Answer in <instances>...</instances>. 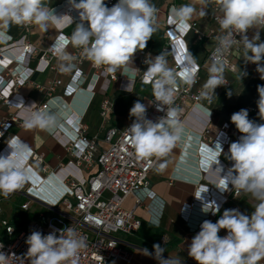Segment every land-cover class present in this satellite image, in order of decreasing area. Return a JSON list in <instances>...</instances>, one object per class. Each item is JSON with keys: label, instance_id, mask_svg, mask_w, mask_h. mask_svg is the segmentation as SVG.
Returning a JSON list of instances; mask_svg holds the SVG:
<instances>
[{"label": "clouds", "instance_id": "9594fccd", "mask_svg": "<svg viewBox=\"0 0 264 264\" xmlns=\"http://www.w3.org/2000/svg\"><path fill=\"white\" fill-rule=\"evenodd\" d=\"M201 5L198 15H207V8L213 0H198ZM220 13L215 17L221 35L217 37L218 46L214 50L213 63L209 68V77L203 85L200 95L211 100L215 89L223 85V53L234 44L240 43L244 48V59L257 64V71L264 79V42L259 32L252 39L246 33L251 28H264V0H214ZM68 4L79 13L80 22L70 37L58 35L51 47L61 61L72 59L66 51L70 43L73 48L83 50L86 58L96 67H105L109 73L123 70L127 72L135 53L144 50L147 42L157 30V9L151 0H118L111 8L105 0H68ZM174 17L182 27H188V21L197 14V8L183 5L173 9ZM84 22H87L86 24ZM73 18L70 15L57 16L54 10L45 4V0H0V26L9 24H34L46 32L49 26L59 30L60 26H70ZM236 35L242 38L237 40ZM183 47V45H181ZM188 62L194 63L189 55ZM149 64L145 72V82H153V96L159 102L158 111L166 115L153 122L146 118V107L137 101L130 109V115L136 119L126 129L128 143L137 159L153 164L162 161L176 147L180 139V109L174 105V93L177 86L176 73L167 66L163 54ZM64 67V65H61ZM185 83H193L191 76L186 75ZM258 108L261 119H264V86H258ZM231 95V93H229ZM248 111L241 109L232 114L231 122L242 134L240 139L230 144L229 159L233 162L229 170V179L236 191L250 195L254 204L251 215L241 213L238 209H226L215 223L204 220L201 230L192 238L188 246V255L197 264H260L264 261V123L257 124L248 118ZM57 117L44 111L25 112L23 126L26 129H48L55 127ZM12 149L6 156H0V194L7 197L20 189L31 178L30 170L22 163L25 151L18 139L9 143ZM222 148L213 151L210 159L218 163ZM166 164L159 162L156 171L162 172ZM221 168H217L219 174ZM228 180L222 178L221 184ZM205 212L213 215L219 212L215 202L204 205ZM158 219L153 223L158 224ZM221 229L227 235H218ZM59 231V235H57ZM28 250L26 257L30 264H78L80 251L87 247L84 236L73 227L54 230L47 235L33 231L26 239ZM3 244H0V249ZM166 249L160 244H153L152 250L143 248L145 256L156 260L158 264H183L182 258L176 255L165 257ZM14 254L7 255L0 251V264H13ZM19 264H24L23 258Z\"/></svg>", "mask_w": 264, "mask_h": 264}, {"label": "built area", "instance_id": "2783aa9c", "mask_svg": "<svg viewBox=\"0 0 264 264\" xmlns=\"http://www.w3.org/2000/svg\"><path fill=\"white\" fill-rule=\"evenodd\" d=\"M117 3L118 0H105V4L109 8ZM53 10L57 16L67 14L73 18V23L70 26H60L58 30L59 35L64 34L66 37H70L76 24L80 22L78 11L68 4V0H64ZM214 11V20L217 22L215 17L220 13L216 4ZM187 23L188 27L180 28L181 25L177 20L169 22L165 31L167 50L171 52L176 63L174 72L177 76V86L173 106L181 110L179 113L180 122L187 106L196 108L203 102L206 106H210L212 98L219 90L231 86L232 81L229 75L237 72L234 55L243 47L242 44L236 43L223 53V85L215 89L214 93L211 94V100H209L200 95L203 91V85L209 77V69L199 64L195 57L189 53L188 42L186 41V36L190 32L195 34L198 42L204 41L207 35L201 31L198 22ZM32 26L33 24L24 25L25 33L19 38H14L0 30V96L5 98L7 103L18 108L46 112L51 107V101L55 99L52 93L59 85L58 80L50 83L47 93L49 99L40 105L17 94V88L30 81L31 76L36 71H45L49 68L50 60L53 57H58L50 48L40 58V61L45 64L43 67H30L33 55L39 52L38 47L29 40L27 35ZM218 36L216 34V38ZM235 38L240 40L242 37L236 35ZM217 46L218 40L208 55V60L211 63H213V54ZM138 54L143 63L147 64L145 68L134 70L130 74L119 70L109 73L105 67L94 66L86 58L82 49L74 48L72 59L67 61V67L74 73L68 82L66 95L72 96L77 93L88 92L90 95L89 103H91L99 91L104 92L105 96L101 102L99 115L103 122H108L115 107L114 100L108 95L113 82L120 81L121 90L126 92H132L137 83L153 87V82L146 83L144 79L145 72L149 67V64L145 62L148 60L147 52L142 50ZM189 55L194 58V63L188 62ZM85 62L90 64L92 70L90 78L81 68ZM186 75L191 76L194 82L185 83ZM127 80L131 82L129 87L122 83ZM258 101L255 106L248 108L250 112L259 114ZM158 105L159 102L155 101L154 96H152L151 104L145 105L147 119L157 122L159 118L166 115V106L165 111H158ZM84 114L85 112L73 121L67 119V122L70 121V133L59 130L53 132V136L71 153L72 159L68 162L61 163L56 169L48 171L45 166L44 154L37 152L24 154L22 163L30 170L31 178L27 181L28 187L25 190L28 201L22 204V208L28 210L31 202L37 201L45 206L46 211L39 212L37 218L28 227L17 228L7 218L2 217L0 207V244H3L0 251L7 255L14 254L13 264H19L17 258H23L24 264H30V260L26 257L28 245L25 241L33 231H40L43 235H47L54 230H62L66 227H73L78 234L86 239L87 247L80 251L78 264H115L119 260L130 262L133 259V253L125 246L119 236L121 234L133 235L140 230L142 220L136 215V210L140 207L145 208L153 220L158 219V224L160 223L165 202L153 192L148 196L150 200L148 204L137 196L138 192L150 188L149 176L157 162L153 158V164L149 165L148 162L137 159L128 143L125 130L131 126L136 118L133 117L125 129L108 125L103 136L105 146L101 147L98 136L89 135V126L84 120ZM16 122L23 124V121L21 122L17 116L11 117L4 123L0 122V143L9 128ZM205 124L199 136L201 144H204L203 140L209 134V121L206 120ZM241 135L237 130L232 129L231 124L225 123L214 141L223 151L231 144L232 140L238 141ZM10 151L12 149L8 143L0 150V156L6 157L11 153ZM32 163L40 165L41 170H36ZM232 164L233 162L224 166L228 174ZM94 166H98V170L90 176H86L84 167L91 168ZM46 183L47 187L41 188ZM229 187L232 188L231 192H229ZM107 193L108 196H106ZM224 193L225 197L219 206V212L213 215L211 211H208L200 216L202 221L192 227L191 231L179 243V248L187 256L188 264H197L188 255V246L192 238L201 230L202 222L204 220L211 221L214 218L219 220L223 215L222 209L229 200V195L232 193L237 196L231 182L227 184ZM130 195L136 196V200L134 208L127 210L123 205ZM190 212L191 207L186 206L184 215H188ZM56 234L59 235V231ZM260 264H264V261H261Z\"/></svg>", "mask_w": 264, "mask_h": 264}, {"label": "crops", "instance_id": "0c3cea01", "mask_svg": "<svg viewBox=\"0 0 264 264\" xmlns=\"http://www.w3.org/2000/svg\"><path fill=\"white\" fill-rule=\"evenodd\" d=\"M63 1L45 0V4L53 9ZM151 2L157 9V30L149 39L144 49L147 52L148 60H154L156 56L163 54L166 58L167 66L175 71L176 63L171 52L167 50L165 31L168 23L176 20L173 9H179L183 5L192 4L197 8V14H194L188 22H198L201 31L207 36L204 41L198 42L193 32L188 33L186 41L188 42L189 53L195 57L199 64L209 69L212 63L208 60V55L217 42L216 34H222L218 23L214 20V6L216 4L214 0L209 4L207 15L204 17L198 15L201 7L198 0H151ZM0 30L14 38H19L25 33L24 25L16 24H9L7 27L0 26ZM257 31L260 35V40L257 43L264 42V28L249 29L247 32L248 38L252 39ZM27 35L29 40L39 49V52L33 55L30 61V67H43L45 64L40 61V58L54 45L59 31L49 26V29L44 32L33 24L29 32H27ZM66 51L72 57L74 48L70 43L67 45ZM138 52L140 50L135 53L132 64L129 65L128 74L147 66V64L143 63ZM244 54L243 47L235 53L234 60L237 64V72L229 75L232 84L227 89L219 90L212 98L210 106H206L203 102L196 108L190 107V105L185 108L183 118L180 122V139L172 152L163 158L162 161H159L164 162L166 167L162 172H157L155 166L149 176L150 188L143 189L137 193V196L143 199L146 204L150 201L148 196L151 192L165 202L160 223H153L154 220L151 214L143 207L138 208L135 213L142 220L140 230L133 235L121 234L119 236L125 243V246L133 253V259L130 262L119 260L115 264H158L156 260L145 256L142 252L143 248H148L151 251L153 244L156 243L166 249L164 253L165 257L177 254L182 258L183 264H188L187 256L179 248V243L191 231L192 227L202 221V217L200 216L206 213L203 210L205 204L215 202L216 205L220 206L223 203L225 197L224 189L227 185H222L221 179H227L228 183H230L229 174L224 167L225 164L232 163L229 159L230 145L222 151L221 156L218 158V163H213L210 159L212 152L218 151V145L214 140L219 134L220 128L225 123H229L232 129L238 131L236 126L231 122V116L241 109L248 111V118L250 120L257 124L264 123V119H261L260 114L248 110L249 107L257 104L259 99L257 89L258 86L264 85V79L261 78L262 74L257 71V64L246 61ZM260 63L264 65V60ZM61 65H64V67ZM81 68L88 78H90L92 74L90 64L85 62ZM73 73L67 67V61H61L59 57H53L50 60L49 68L45 71H36L31 76L30 81L17 88V94L21 95L22 98L32 100L40 105L49 99L47 93L49 92L50 83L58 80L59 85L52 93L55 99L51 101V107L46 111V113L54 114L57 117V124L55 127L44 130L39 128L29 130L23 124L16 122L3 136V140L0 143V150L6 144L18 139L20 145L23 146L25 154L30 152L44 154L45 166L48 171H52L61 163H66L72 159L69 150L53 136V132L59 130L70 133L71 126L69 122L85 112L84 120L89 126V135L98 136L99 145L104 147L103 136L108 125L125 129L134 117L130 115V109L134 106V103L139 101L148 106L152 102V86L137 83L132 92H126L121 90L120 81L113 82L108 95L114 100L115 107L108 122H103L99 112L102 99L105 96L104 92L99 91L91 103H89L90 95L88 92H81L72 96L66 95V88ZM122 83L128 87L131 84L128 80ZM25 112H29L28 109L10 105L5 98L0 96L1 123L10 120L13 116H17L22 122ZM67 119L70 121L67 122ZM206 120L209 121V134L203 140L204 144H201L199 136L206 125ZM232 142H236V140H232ZM32 165L36 170H41L40 165H36L35 163H32ZM217 168L222 169L219 174L216 172ZM97 170L98 166L91 168L84 167L86 176H90ZM26 184L28 182H25L20 189L14 191L7 197L0 194V202L3 206L8 204L10 199L13 200L16 195L20 196L19 199L22 198L21 204L16 206L17 210H14L12 216L7 215L5 206L2 212V215L13 218L12 223L13 221L19 223L14 224L17 228L28 227L37 218L39 212L46 211L45 206L37 201H32L28 210L22 208V204L28 201V197L25 195ZM231 191L232 188L229 187V192ZM108 195L107 193L106 196ZM135 200L136 196H128L124 202V208L127 210L133 209ZM255 203L256 201L250 195L241 193L239 196H234L231 193L229 200L223 206L222 213L226 209H238L243 214L251 215L254 211ZM10 205L12 207V204L9 203ZM186 206L191 207V212L188 215H184ZM20 207L23 212L32 211V214L29 217L22 216L21 214L23 213L19 212ZM31 218L33 219L29 224H20ZM216 221H218L217 218L211 220L213 223ZM218 235L224 237L227 235V232L225 229H221Z\"/></svg>", "mask_w": 264, "mask_h": 264}, {"label": "rangeland", "instance_id": "374dc122", "mask_svg": "<svg viewBox=\"0 0 264 264\" xmlns=\"http://www.w3.org/2000/svg\"><path fill=\"white\" fill-rule=\"evenodd\" d=\"M27 187H28V184H26L25 185V188L27 189ZM19 195H16L15 196V198L13 199V200H11L10 199V204H12V207H11V205L9 206V203L8 204H6V205H4L5 206V210H6V212L8 213L7 215L8 216H12L13 215V213H14V210L16 211L17 209H16V206L17 205H20L21 204V202H22V198H20L19 199ZM1 203V202H0ZM15 204V205H14ZM4 206L2 205V203L0 204V207H1V209H2V212L4 211ZM19 212H22L23 214H21L22 216H26V217H29L31 214H32V211H22V209H21V207H20V210H19ZM3 214V213H2ZM3 217H5V218H7L9 221H12L13 220V218H8V216H4V215H2Z\"/></svg>", "mask_w": 264, "mask_h": 264}, {"label": "trees", "instance_id": "16d2710c", "mask_svg": "<svg viewBox=\"0 0 264 264\" xmlns=\"http://www.w3.org/2000/svg\"><path fill=\"white\" fill-rule=\"evenodd\" d=\"M152 96H153V94H152ZM33 218L35 219V217H33ZM33 218H31L30 220H27V221H25V222H23V223H20V224H21V225L29 224ZM13 224H19V223H18L17 221H13Z\"/></svg>", "mask_w": 264, "mask_h": 264}, {"label": "bare ground", "instance_id": "6f19581e", "mask_svg": "<svg viewBox=\"0 0 264 264\" xmlns=\"http://www.w3.org/2000/svg\"><path fill=\"white\" fill-rule=\"evenodd\" d=\"M46 187H47V183L41 186V188H43V189Z\"/></svg>", "mask_w": 264, "mask_h": 264}]
</instances>
